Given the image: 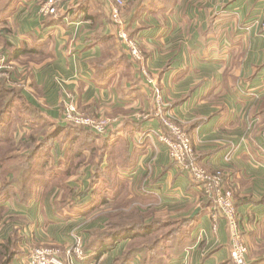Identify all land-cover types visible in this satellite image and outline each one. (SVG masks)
<instances>
[{
    "label": "crops",
    "instance_id": "crops-1",
    "mask_svg": "<svg viewBox=\"0 0 264 264\" xmlns=\"http://www.w3.org/2000/svg\"><path fill=\"white\" fill-rule=\"evenodd\" d=\"M44 1L12 0L4 13L0 54L15 67L12 79L34 109L63 128L70 101L112 125L106 135L89 131L94 140L69 159L80 162L72 172L66 173V149L58 143L54 159L62 166L55 176L67 175L64 186L80 194L66 202L78 215L64 224L59 219L60 180L39 191L32 210L22 211L29 224L14 225L22 242L12 264H27L28 242L65 252L72 235L73 242L99 238L86 264H232L226 220L213 230L205 198L160 139L158 131L169 133L156 114L158 89L199 164L223 171L242 215L249 264H264V0H168L167 7L159 0H124L122 18L140 49L139 62L118 38L105 0H59L57 16L47 18L39 14ZM96 173L103 178L94 182ZM86 207L88 214L80 211ZM131 209L158 228L137 237L151 247L122 263L131 239L111 245L106 234L111 216ZM44 222L52 225L47 233H29Z\"/></svg>",
    "mask_w": 264,
    "mask_h": 264
},
{
    "label": "built area",
    "instance_id": "built-area-1",
    "mask_svg": "<svg viewBox=\"0 0 264 264\" xmlns=\"http://www.w3.org/2000/svg\"><path fill=\"white\" fill-rule=\"evenodd\" d=\"M124 0H114L111 4V22L118 27V38L128 47L134 61L142 60L141 52L135 40H131L126 31V25L122 18ZM60 11L59 0H45L39 5L40 16L47 18L57 16ZM264 31V21L261 24ZM1 55V54H0ZM7 60L0 56V76L6 75L9 71H14L15 67L6 63ZM146 76L147 72L144 71ZM14 73H12L13 76ZM16 85H20L18 80L12 79ZM156 112L159 113V120L169 134L158 131L160 139L168 148L170 159L185 172L195 184L197 190L205 199H212L215 211L212 219L214 230L218 218L226 220L229 226L231 244L233 246V264H249L248 248L242 242V216L239 215L233 201V193L225 189L227 181L223 171H210L202 167L198 162L195 148L192 146L189 135L174 118L166 112V102L159 91L154 95ZM63 122L67 125H75L90 130L97 135H106L111 129L112 121L109 118L92 115L79 109L77 104L70 101L66 104ZM225 184V185H224ZM84 240L77 236L72 246L65 252L61 249L46 247L33 250L29 264H86L89 255L84 250ZM98 264V263H90Z\"/></svg>",
    "mask_w": 264,
    "mask_h": 264
},
{
    "label": "rangeland",
    "instance_id": "rangeland-1",
    "mask_svg": "<svg viewBox=\"0 0 264 264\" xmlns=\"http://www.w3.org/2000/svg\"><path fill=\"white\" fill-rule=\"evenodd\" d=\"M105 1L110 7V11H111V4L114 3V0H105ZM125 7H126V3L122 11L125 10ZM0 56H2V54ZM11 74H12V71L9 73H6V75L2 73V75L0 76V81L4 83V84H0V172L2 173L5 169H12V165H13L12 162L19 163V162H22L25 157L30 156L31 148H32L31 142H33L34 139H37L38 144L41 145L43 140H45L48 136L53 135L55 131L58 129H61L63 131L61 133L62 137L58 139L57 141L53 143L51 142L45 146V149L42 152L43 159L41 161L44 164V167L45 166L48 167L50 165V162L52 163L53 160H54L55 166L60 165V163L54 159V157L57 154L58 147H59L58 143L60 142V145H62L66 149L72 147L73 144L72 142H70L72 139L71 135L69 136L66 131L68 129L70 130L73 129L72 127H74L75 125H66V127L63 128V126L61 127L58 122L51 121L50 119L43 116L39 111L34 109L29 103H27L25 98L21 96L20 92L23 90V87L16 85L12 81ZM1 85L2 86L5 85V87L4 86L2 87ZM157 91H159L160 93L162 92L159 89ZM17 92H19V94ZM5 99L6 100L8 99L7 104L5 102ZM156 114L159 116L158 112H156ZM74 128H77V126H75ZM78 128H80V131L82 129H84V131L86 130L88 132L90 131L83 127H78ZM83 133H80V134L85 135ZM34 145H37V144H34ZM47 153L52 155L51 161H49L50 156H48ZM38 179H39V182L43 180L40 178ZM8 182H11V181L9 180L8 177L5 176V174L0 175V235L2 234L6 235L9 230L11 231L12 228H14V225L16 223H24V225L29 224L28 220L24 218V216H22V211L27 212V211L32 210L30 202H28L29 204L27 205L20 204V197L18 196V194H16V191L14 190L17 185L13 184L14 185L13 186V185L8 184ZM61 189H59V195L61 196L60 199L70 200L71 198H75L80 195V194H76V196L74 197L73 196L68 197V194H66L65 190H63L64 188L62 187ZM225 189L230 190L233 193V198H234V192L232 188L230 186L225 185ZM72 190L74 191V189ZM41 195H44V194H41ZM205 200L207 202L208 208L210 209L209 215L212 220V223H213L212 227L214 230V222H213L212 216L214 212H216L215 211L216 204L214 203L212 199H205ZM233 201H234L236 210L238 211L239 215L242 216L235 203V199H233ZM40 211L41 209L38 208L35 215L40 216L41 215ZM78 211L77 209L74 208V205H69V206L67 205L63 208L61 212L59 211L58 217L59 219L62 218L60 220L64 224L63 221L68 220L69 217L73 218L72 216L78 215ZM220 219L221 218H218L217 222L215 223L217 228H218V222L220 221ZM58 223L62 224L61 222H58ZM53 225H56V224H53ZM65 225L67 226L68 224H65ZM51 226H52L51 224H46V222H44L43 224L37 223L36 225L33 226L32 230H30L29 233H32L33 235L37 237L38 234H42V232L47 233ZM41 229H43L44 231H42ZM54 230L56 231L57 229L54 228ZM13 231H17L19 235L21 234L20 229L14 228L11 232ZM71 240L72 241L70 245L67 246L68 249L73 244V235L71 236ZM242 242L248 248L243 236H242ZM5 244H6V239L3 241V239L0 238V248L1 246ZM85 245H86V241L84 240V247ZM28 246L31 248V251H30V254L27 260V264H29V260L32 255V252L36 248L51 247V248L59 249L55 245L37 246V244H34V243L31 245L29 242H28ZM232 250H233V246L231 244V251H230L231 262L233 261ZM248 251H249V248H248Z\"/></svg>",
    "mask_w": 264,
    "mask_h": 264
},
{
    "label": "trees",
    "instance_id": "trees-1",
    "mask_svg": "<svg viewBox=\"0 0 264 264\" xmlns=\"http://www.w3.org/2000/svg\"><path fill=\"white\" fill-rule=\"evenodd\" d=\"M159 1L162 2L165 5V7H167L168 0H159ZM2 2L3 0H0V24H4V20H6L8 17L6 16V14H4L5 11L12 10V0H9L7 5H2ZM0 41H1V37H0ZM0 84H4V83L0 81ZM3 86L5 87V85ZM17 93L19 94V92ZM7 100L5 99L6 104H7ZM74 127H72L73 129L71 130L68 129L66 131L69 136L71 135L72 139L70 142H72L73 144L72 147L68 149L65 148L66 152L64 158L66 159L64 160V164L66 167L69 166L68 168L69 170H67L66 173H68L69 171L72 172L73 168L71 169V167H73L74 164L80 163L77 162L76 160L69 161V159L73 157H80V155L83 152L88 151L90 149L89 144L94 140V135L88 132L87 130L84 131V129H82L83 131L82 130L80 131V128L78 127L74 128ZM62 132L63 131L61 129L56 130L53 135L48 136L45 139L46 141L43 140L41 145L38 144L37 139H34L33 142H31L32 148H31L30 156L25 157L22 162L19 163L12 162L13 164L12 169H5L2 173L0 172V175L5 174V176L9 178L11 182H8V184L17 185L14 190L16 191V194H18V196L20 197V204L27 205L29 204L28 202L31 203V201L35 199V196L38 194L39 191L45 190V192H47L48 190H50V188H52L53 185L58 184L60 181L63 183L62 187H64V190L66 194H68V197H72V196L74 197L73 190L69 189L68 187L66 188L64 186V183L68 179V176L65 175L62 178H57V176H55L56 166L54 165V163L50 162V165L48 167L47 166L44 167V164L41 161L43 159L42 152L45 149V146L51 142L53 143L57 141L62 136L61 135ZM80 133H83L85 135H82ZM48 156H50L49 161H51L52 155L48 154ZM58 166H62L61 163ZM38 178L43 180L39 182ZM99 178H103V177L99 175L96 176L94 178V182L99 180ZM82 195L87 196V192ZM67 200L69 199H63V201L58 205L57 208L58 212L59 211L61 212L63 208L67 206L66 203ZM80 211L81 212L83 211L84 214H88V207L83 209L81 208ZM141 217L142 216L138 215L135 209H131L129 212L120 211L111 216L112 220L108 225L110 226L111 232L106 234L107 236L112 235V239L109 240V244L111 241L113 242L111 243L112 245L115 242L122 241L126 238H129L132 241V243L129 245L127 249L124 259L120 260L122 261V263L129 262L132 258L136 256L137 253L145 252L152 245V242L147 241L146 239L138 241L137 237H139L141 233L156 230L158 226L155 224H153L152 226L146 225L144 221L141 219ZM175 233H176V238H179L181 236L180 230H177ZM98 241L99 238L97 236H95L93 240L86 241V245L84 248L85 252L88 253L90 250L96 248ZM21 242H22V237L18 234L17 231L10 232V234L6 239V244L1 246L0 248V264H12L14 259L19 255H21V251L19 248V243ZM180 246L181 245L178 244V249L180 248ZM147 259H148L147 257H144V261H147Z\"/></svg>",
    "mask_w": 264,
    "mask_h": 264
},
{
    "label": "water",
    "instance_id": "water-1",
    "mask_svg": "<svg viewBox=\"0 0 264 264\" xmlns=\"http://www.w3.org/2000/svg\"><path fill=\"white\" fill-rule=\"evenodd\" d=\"M197 213H198V211L195 212V214H197Z\"/></svg>",
    "mask_w": 264,
    "mask_h": 264
}]
</instances>
